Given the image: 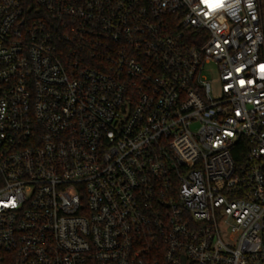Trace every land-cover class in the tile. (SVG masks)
Returning <instances> with one entry per match:
<instances>
[{
  "label": "built area",
  "instance_id": "1",
  "mask_svg": "<svg viewBox=\"0 0 264 264\" xmlns=\"http://www.w3.org/2000/svg\"><path fill=\"white\" fill-rule=\"evenodd\" d=\"M261 4L0 0V264H264Z\"/></svg>",
  "mask_w": 264,
  "mask_h": 264
},
{
  "label": "rangeland",
  "instance_id": "2",
  "mask_svg": "<svg viewBox=\"0 0 264 264\" xmlns=\"http://www.w3.org/2000/svg\"><path fill=\"white\" fill-rule=\"evenodd\" d=\"M262 6L264 7V0H262ZM209 79L211 80L212 92L213 94H215L218 89V83L216 82V75L214 71H213V74L212 73L209 74Z\"/></svg>",
  "mask_w": 264,
  "mask_h": 264
},
{
  "label": "trees",
  "instance_id": "3",
  "mask_svg": "<svg viewBox=\"0 0 264 264\" xmlns=\"http://www.w3.org/2000/svg\"><path fill=\"white\" fill-rule=\"evenodd\" d=\"M261 13H262V19H263V26H264V7L262 6V4H261ZM235 157H236V160L239 159L237 155Z\"/></svg>",
  "mask_w": 264,
  "mask_h": 264
}]
</instances>
